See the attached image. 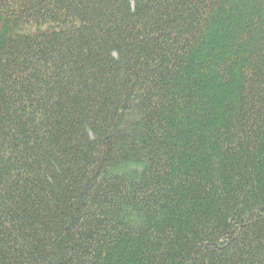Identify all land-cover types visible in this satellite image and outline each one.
<instances>
[{"label":"trees","instance_id":"1","mask_svg":"<svg viewBox=\"0 0 264 264\" xmlns=\"http://www.w3.org/2000/svg\"><path fill=\"white\" fill-rule=\"evenodd\" d=\"M0 264H264V0H0Z\"/></svg>","mask_w":264,"mask_h":264}]
</instances>
